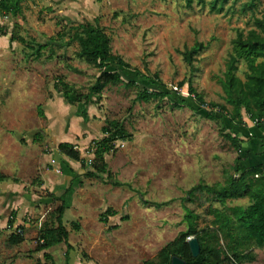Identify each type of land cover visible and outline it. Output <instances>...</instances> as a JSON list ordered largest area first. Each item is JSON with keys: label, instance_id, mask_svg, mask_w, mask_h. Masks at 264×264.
Masks as SVG:
<instances>
[{"label": "rangeland", "instance_id": "rangeland-1", "mask_svg": "<svg viewBox=\"0 0 264 264\" xmlns=\"http://www.w3.org/2000/svg\"><path fill=\"white\" fill-rule=\"evenodd\" d=\"M247 2L230 0L217 14L198 0L191 9L184 0H30L15 16L0 15V175L9 178L0 183V207L6 209L0 213V264L67 263L65 245L47 251L50 260L36 251L39 221L49 222L60 205L48 189H40L42 178L52 191L62 184L48 158L57 147L46 141L47 130L57 134L62 129V139L85 159L93 158L91 149L105 137L102 129L109 123L118 122L129 136L117 140L104 159L111 180L121 187L106 175L73 185L62 217L71 247L68 264L155 261L188 230V211L198 216L199 229L210 226V197L197 193L189 199L186 192L198 184L223 185L234 174L237 153L208 116L214 110L209 104H224L218 82L236 31H247L249 19L263 13L264 0L243 13ZM84 24L103 29L111 53L132 68L119 69L122 80L137 86L107 87L85 107L67 104L57 90L65 83L86 95L99 75L76 58L78 46L70 41ZM196 43L204 48L188 66L183 54ZM244 71L242 64L239 77ZM189 82L203 107L189 93ZM157 89L167 95L148 103L137 100L139 91ZM206 125L211 130H201ZM233 204L227 201L228 208ZM109 209L117 215L103 225L100 218ZM12 234L23 242L12 246ZM254 251L257 264H264V248Z\"/></svg>", "mask_w": 264, "mask_h": 264}, {"label": "trees", "instance_id": "trees-1", "mask_svg": "<svg viewBox=\"0 0 264 264\" xmlns=\"http://www.w3.org/2000/svg\"><path fill=\"white\" fill-rule=\"evenodd\" d=\"M30 0H1L0 15L15 16L21 9L22 3ZM195 0H184L187 9L193 7ZM230 0H198L199 4L208 6L212 13L220 14L224 11ZM243 4V13L257 8V0H248ZM247 7V8H246ZM250 28L247 31L237 30L235 38L231 42V51L225 62V70L219 85L223 94L222 105L209 104L211 108H218L220 115L211 113L208 119L215 121L219 125L218 134L223 141L228 143L233 151L237 153L234 161V174L228 176L223 185L209 186L198 184L187 191L188 198L195 194H206L210 197L209 213L212 216L211 228L198 229L192 222L188 225V230L181 233L176 239L167 244L158 253L155 261H149L144 264H170L173 257L183 261L184 264H241L245 257L250 262L253 261V247L261 249L264 247V175L263 167H254L241 171L239 163L241 161V142L227 130L223 118L236 126L243 125V118L255 124L259 131L263 130L264 122V9L260 17L252 16L248 22ZM72 43H76L78 51L76 58L84 61L98 71V76L93 85L89 88L86 95H81L65 83L58 85V93L61 98L69 105L82 103L87 106L92 96L100 98L102 92L107 87H124L125 89L136 88V81L124 82L119 69L131 71V67L121 58L111 53L110 39L106 36L103 29L91 25H78L70 38ZM204 46L196 43L190 50L183 54L184 60L188 66L192 65L193 59L199 54ZM245 66L243 78L239 77L240 65ZM75 73H81L73 70ZM138 75V72L134 70ZM181 85V84H180ZM182 86V85H181ZM188 91L194 97L196 104L204 106L203 98L195 92L191 83H188ZM137 100L148 103L151 99L157 100L165 97L167 94L161 90H143L139 91ZM102 133L105 137L94 146L91 163L82 158L74 146L70 144H60L57 150L61 156L80 164L82 175L86 179L101 180L104 175L108 182H112L115 187H121L122 184L113 182L111 175L107 171L105 156L113 150V144L117 140L129 138L125 129L118 122H111L108 128H103ZM38 138H35V141ZM74 177L79 175L68 170ZM258 175V178L255 176ZM8 178L0 175V182L7 181ZM130 188L129 186H127ZM73 193V184L71 183L59 198L50 196V198L60 201L59 207L50 214L49 222L45 221L38 229L37 239L42 241L38 244L37 252H43L44 258L50 260L46 253L52 248L65 245L66 261L69 262V252L71 247L68 243L69 232L62 225V217L69 206V200ZM247 198L249 206L246 209L228 208V200ZM219 204V208L213 207ZM117 214L112 210H107L102 215L100 222L103 225L108 224L109 217H115ZM191 212H187L186 219L194 220ZM13 221H8V227H11ZM73 229L79 230L77 223H73ZM117 229V226L111 227ZM196 238L199 243V254L193 258L187 243L188 238ZM36 239V241H37ZM23 242L21 236L12 234L9 243L12 246H18ZM223 243V245L221 244Z\"/></svg>", "mask_w": 264, "mask_h": 264}, {"label": "crops", "instance_id": "crops-1", "mask_svg": "<svg viewBox=\"0 0 264 264\" xmlns=\"http://www.w3.org/2000/svg\"><path fill=\"white\" fill-rule=\"evenodd\" d=\"M26 2H28V1H26ZM3 16H5L4 18H7L8 16H12V15H6L5 14ZM242 123H243L242 126H236V125L230 124L228 121L224 122L227 130H229L230 133L233 134V136H235L241 142V147H242L241 148V150H242L241 161H240L238 166H239L241 171H244L245 169H249V168H254V167H263L264 168V122H263V130L262 131H259L257 129V127L253 123H251L249 120H247L246 118H243ZM201 130H211V129H210L209 125H206V127H202ZM66 131L68 132L69 130H66ZM62 132H63V130L61 129L59 133L57 132V134H53L52 130H47L44 133L45 139L47 142L56 143L55 144L56 147H58V145H60V144L73 145L72 142H66L62 139V136H63ZM48 158H50V161L56 165L55 169H58V171L61 175L60 177H62L61 178L62 184H56L54 191L49 190L50 186H49L47 180L43 177L42 178V182H43L42 187L40 188L41 190H47L48 189V192H49L48 194L50 196H54L55 198H59L60 196H58V197L56 196L57 192H61V194H63L64 190H66V188H68L71 183L73 185L76 184L78 186V188L81 187L82 178H84V177L82 175V172H79L80 170L78 171V169H79L78 163L73 162L64 156H61L57 149L54 150L52 155L48 156ZM68 170H71V171L77 173L79 176L77 178L74 177ZM8 180H9V178H8ZM7 181H3V182H7ZM0 183H2V182H0ZM17 187L18 186H16V190H17ZM74 191H75V188H73V193H74ZM234 200H228V201L233 202ZM243 200H247L246 204L242 203ZM46 201H47V199H46ZM235 202H236V205H234V204L230 205L229 208L246 209L250 205L249 200L247 198L236 199ZM2 211L4 212V211H6V209L0 207V213ZM191 215L193 217H198V216H196V214H193L192 212H191ZM209 215H210V213H209ZM19 217H20V214L17 216L18 220H19ZM211 218H212V216H211ZM197 219L188 220V225L191 222L194 225H196ZM196 227L199 229V227L197 225H196ZM208 227L213 229L211 227V222H210V226H208ZM263 248H261V249H263ZM254 250H258V248L253 247V249H252L253 261L250 262L248 259H246L244 257L241 264H257L256 252Z\"/></svg>", "mask_w": 264, "mask_h": 264}, {"label": "water", "instance_id": "water-1", "mask_svg": "<svg viewBox=\"0 0 264 264\" xmlns=\"http://www.w3.org/2000/svg\"><path fill=\"white\" fill-rule=\"evenodd\" d=\"M187 243L192 257L196 258L200 250L198 240L196 238H191ZM170 264H184V262L176 257H173L170 261Z\"/></svg>", "mask_w": 264, "mask_h": 264}, {"label": "built area", "instance_id": "built-area-1", "mask_svg": "<svg viewBox=\"0 0 264 264\" xmlns=\"http://www.w3.org/2000/svg\"><path fill=\"white\" fill-rule=\"evenodd\" d=\"M1 1V0H0ZM177 88H174L173 90L175 91V92H179L178 90H176ZM214 110H212V112L211 113H213V114H215V115H220L221 114V111L218 109V108H213ZM255 125V124H254ZM74 150L75 151H78V149L76 148V147H74ZM91 151L93 152L94 151V147L91 149ZM87 161H88V163H91V159L89 158V159H87ZM262 175H264V170H263V172H262ZM255 178H258V175L257 176H255ZM41 224H42V221L40 220L39 221V224H38V229H40V227H41ZM37 229V230H38ZM39 231V230H38ZM21 230H17V235H21ZM192 238V237H191ZM191 238H188L187 239V242L191 239ZM37 242H38V244H42V241H40V240H38L37 239Z\"/></svg>", "mask_w": 264, "mask_h": 264}]
</instances>
